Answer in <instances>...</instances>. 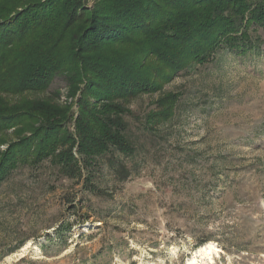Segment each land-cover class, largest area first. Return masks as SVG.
<instances>
[{
	"label": "rangeland",
	"instance_id": "374dc122",
	"mask_svg": "<svg viewBox=\"0 0 264 264\" xmlns=\"http://www.w3.org/2000/svg\"><path fill=\"white\" fill-rule=\"evenodd\" d=\"M247 29L244 52L200 33L174 47L185 53L173 60L178 73L146 63L136 76L148 90L114 103L132 155L103 157L73 178L50 159L8 169L0 264H264V27ZM19 96L77 114L61 76L47 93ZM169 96L170 114L154 118ZM26 129H0V160L24 146ZM119 165L124 180L111 169ZM208 246L209 257L198 254Z\"/></svg>",
	"mask_w": 264,
	"mask_h": 264
},
{
	"label": "trees",
	"instance_id": "16d2710c",
	"mask_svg": "<svg viewBox=\"0 0 264 264\" xmlns=\"http://www.w3.org/2000/svg\"><path fill=\"white\" fill-rule=\"evenodd\" d=\"M85 2L0 0V129L21 124L30 133L22 148L1 154L0 181L17 161L50 159L60 174L73 178L82 170L90 175L89 167L103 157L132 155L126 112L114 103L148 90L136 76L146 63L178 73L182 65L173 60L185 54L174 49L178 44L186 47L204 33L244 52L250 48L247 28L264 27V0H96L92 7ZM56 76L76 97V116L69 106L19 96L47 93ZM146 82L158 86L148 76ZM173 104L172 96L161 99L154 118L163 120ZM75 145L78 158L71 151ZM111 169L123 180L128 175L125 166Z\"/></svg>",
	"mask_w": 264,
	"mask_h": 264
},
{
	"label": "bare ground",
	"instance_id": "6f19581e",
	"mask_svg": "<svg viewBox=\"0 0 264 264\" xmlns=\"http://www.w3.org/2000/svg\"><path fill=\"white\" fill-rule=\"evenodd\" d=\"M212 252H214V249L211 246H208V247H204V248L202 247L198 251V254H200L201 256H208L209 257Z\"/></svg>",
	"mask_w": 264,
	"mask_h": 264
}]
</instances>
